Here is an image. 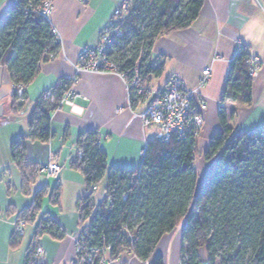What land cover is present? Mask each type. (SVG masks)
<instances>
[{"label": "trees", "instance_id": "16d2710c", "mask_svg": "<svg viewBox=\"0 0 264 264\" xmlns=\"http://www.w3.org/2000/svg\"><path fill=\"white\" fill-rule=\"evenodd\" d=\"M42 0H16L0 20V65L14 87H24L38 70L39 63L55 55L59 41L51 32L49 20L37 12ZM204 0H125V14L116 22L120 35L110 46L108 57L117 71L138 86L128 89L129 102L144 100L152 77L161 75L163 61L151 62L155 39L173 30L188 27L198 16ZM249 52L239 45L232 55L220 98L219 130L203 153L213 160L200 176L195 165L197 136L171 135L167 141L148 140L137 168L108 166L99 145L98 132L86 129L75 137L80 155L70 166L78 170L84 191L76 200L79 223H85L83 245L97 249L90 264L107 253L109 261L130 254L141 262L164 264L154 256L161 237L181 226L178 264H264V122L250 132H232L227 124L225 101L251 103L252 77L248 73ZM73 79H60L50 87L54 99L37 98L27 111L26 131L10 143V157L21 174V191L29 193L41 168L27 160L25 139L48 141L53 132L51 113ZM141 89L143 93H137ZM45 92V91H44ZM12 108L22 107L25 89L18 101L15 88ZM67 131L64 137H67ZM105 179V196L94 202V191ZM48 194L51 204L59 203L60 185L47 184L33 192L32 203L21 210L18 219L33 221ZM65 236L57 220L40 216L25 253L23 264H46L35 250L38 238ZM21 236L13 231L9 245L18 246ZM154 256V257H153Z\"/></svg>", "mask_w": 264, "mask_h": 264}, {"label": "crops", "instance_id": "0c3cea01", "mask_svg": "<svg viewBox=\"0 0 264 264\" xmlns=\"http://www.w3.org/2000/svg\"><path fill=\"white\" fill-rule=\"evenodd\" d=\"M12 0H0V20ZM125 0H52L49 22L57 33L59 48L55 55L39 63L38 70L25 86L26 98L21 108H12L13 86L4 66L0 65V264H23L26 247L40 216H53L65 232L61 239L47 234L38 238L43 249L41 259L46 264H68L73 256V237L80 229L76 200L84 191L82 174L70 166L78 157L75 137L86 129H95L99 145L107 156L108 166L137 168L154 128L143 125L138 114L144 100L129 102L123 77L111 71H77L78 50L98 43L101 29ZM125 12L122 11V15ZM119 19V18H118ZM239 45L257 56L260 67L252 78L251 103L225 101L227 124L232 132H250L264 122V0H204L196 19L186 28L159 35L151 49V62L163 61L161 75L152 77L149 86L160 88L176 75L184 86L193 90L191 104H206L203 124L197 136L195 165L200 176L211 168L213 160L203 153L211 135L219 130L218 106L229 61ZM210 68L209 80L198 84L203 67ZM73 79L70 89L72 107L62 105L50 115L53 136L46 142L25 139L27 160L38 164L36 178L29 193L21 191V174L11 160L10 143L26 131L27 111L45 90L60 79ZM67 131V137L64 133ZM60 165L56 177L42 170L49 162ZM58 182L59 203L51 204L48 194L41 202L36 218L25 222V234L18 246L9 245L15 222L21 210L32 203L33 192L47 184L49 190ZM105 179L95 188L93 197L98 204L105 196ZM181 226L163 235L154 256L162 255L164 264H178ZM153 256V257H154ZM121 260L138 264L133 256L122 254ZM113 264H117V261Z\"/></svg>", "mask_w": 264, "mask_h": 264}, {"label": "built area", "instance_id": "2783aa9c", "mask_svg": "<svg viewBox=\"0 0 264 264\" xmlns=\"http://www.w3.org/2000/svg\"><path fill=\"white\" fill-rule=\"evenodd\" d=\"M15 1L16 0H12V3ZM80 1L86 2L87 0ZM51 4L52 0H42L37 12L49 19ZM116 21L117 20L114 18L110 19L101 29L98 43L95 46H84L78 50L75 60L77 71H111L123 77V73L117 71L116 63L108 57L111 44L114 39L120 35L119 29L115 26ZM51 32L57 38L55 28L52 27ZM247 63L248 73L253 78L260 67L259 58L250 55ZM210 72V68L207 66L201 69L198 78L199 85H203L209 80ZM138 85V78L136 76L126 84L128 89L133 86L137 87ZM14 88L17 95L21 97L25 87L23 85H17ZM137 93L141 94L143 92L141 89H138ZM144 93V107L138 116L143 125H150L154 128L155 138L167 141L173 134L178 137H183L186 133H192L195 136L199 135L203 124L202 112L205 110L206 104L203 101H199L197 106H193L191 104L193 90L187 89L178 76H171L167 83L160 88L155 89L149 86ZM74 94L75 93L69 88L61 99L60 104L72 107L70 97ZM43 95L44 98L49 101H53L54 99L49 88L45 90ZM220 106L221 104H219L218 110ZM99 139L98 135V140ZM42 170H44L48 176L56 177L59 173L60 165L56 161H52L43 166ZM85 225L86 222L81 225L80 229L73 237V256L68 264H90L94 259V254L97 249L91 248L89 251H86L83 245V238L86 234L84 229ZM24 228V221L15 222V230L20 236H24ZM35 254L39 257L43 254V249L39 245L36 247ZM96 260V264H109L107 253H104L102 257Z\"/></svg>", "mask_w": 264, "mask_h": 264}, {"label": "rangeland", "instance_id": "374dc122", "mask_svg": "<svg viewBox=\"0 0 264 264\" xmlns=\"http://www.w3.org/2000/svg\"><path fill=\"white\" fill-rule=\"evenodd\" d=\"M124 4H122L121 6H119V8H118V10H117V12H116V16H115V20H118V18H121V16H122V11H124L125 10V6H123ZM257 57V56H256ZM123 79H124V77H123ZM125 80V79H124ZM125 83L127 84V81L125 80ZM128 89V88H127ZM21 100V98L18 96V101H20ZM25 100V99H24ZM23 100V101H24ZM24 103V102H23ZM79 155H80V152H79ZM19 221H23L22 220V218H17V220H16V222H19ZM82 224H84V223H82ZM82 224H80V227H81V225ZM15 230V229H14ZM127 255H129L130 256V254H127ZM121 256H122V254H121ZM121 256H120V258H121ZM39 259H41V257H39V256H37ZM118 259V260H115V261H109V264H113V263H115L116 261H117V264H128L127 263V261L125 260H121V259ZM164 261V260H163ZM138 264H150V260L149 261H146V262H140L139 261V263Z\"/></svg>", "mask_w": 264, "mask_h": 264}, {"label": "water", "instance_id": "95a60500", "mask_svg": "<svg viewBox=\"0 0 264 264\" xmlns=\"http://www.w3.org/2000/svg\"><path fill=\"white\" fill-rule=\"evenodd\" d=\"M2 113H3V107H2V105L0 104V117H1Z\"/></svg>", "mask_w": 264, "mask_h": 264}]
</instances>
